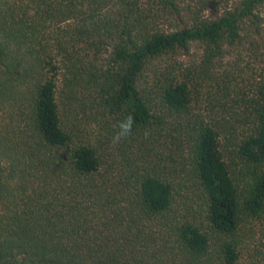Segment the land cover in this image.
Masks as SVG:
<instances>
[{"label": "trees", "instance_id": "obj_1", "mask_svg": "<svg viewBox=\"0 0 264 264\" xmlns=\"http://www.w3.org/2000/svg\"><path fill=\"white\" fill-rule=\"evenodd\" d=\"M263 10L0 0V264H264Z\"/></svg>", "mask_w": 264, "mask_h": 264}, {"label": "clouds", "instance_id": "obj_2", "mask_svg": "<svg viewBox=\"0 0 264 264\" xmlns=\"http://www.w3.org/2000/svg\"><path fill=\"white\" fill-rule=\"evenodd\" d=\"M135 123V117L132 114H128L118 125L119 131L112 138V143H119L121 140L126 139L132 131Z\"/></svg>", "mask_w": 264, "mask_h": 264}, {"label": "rangeland", "instance_id": "obj_3", "mask_svg": "<svg viewBox=\"0 0 264 264\" xmlns=\"http://www.w3.org/2000/svg\"><path fill=\"white\" fill-rule=\"evenodd\" d=\"M261 15L263 17V25H264V10L262 11ZM85 130H87L88 133H86V134L84 133L80 137L85 138L84 139L85 142H88V141L93 142V139L95 137V134L90 130V128H85ZM256 244H253V245L250 246V248H249L250 249V251H249L250 253H254V251L257 250L256 247H255ZM244 252H245V250H244ZM244 260H245V262H248V256H247L246 253H244Z\"/></svg>", "mask_w": 264, "mask_h": 264}]
</instances>
